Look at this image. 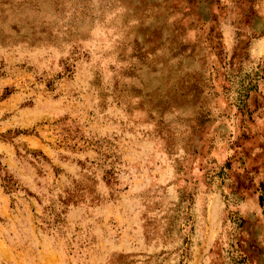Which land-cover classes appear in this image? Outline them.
Returning a JSON list of instances; mask_svg holds the SVG:
<instances>
[{"label":"rangeland","instance_id":"rangeland-1","mask_svg":"<svg viewBox=\"0 0 264 264\" xmlns=\"http://www.w3.org/2000/svg\"><path fill=\"white\" fill-rule=\"evenodd\" d=\"M0 264H264V0H0Z\"/></svg>","mask_w":264,"mask_h":264}]
</instances>
